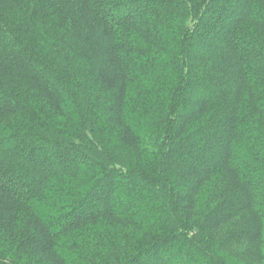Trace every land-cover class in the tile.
<instances>
[{
	"label": "trees",
	"instance_id": "16d2710c",
	"mask_svg": "<svg viewBox=\"0 0 264 264\" xmlns=\"http://www.w3.org/2000/svg\"><path fill=\"white\" fill-rule=\"evenodd\" d=\"M0 264H264V0H0Z\"/></svg>",
	"mask_w": 264,
	"mask_h": 264
}]
</instances>
